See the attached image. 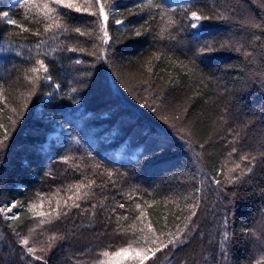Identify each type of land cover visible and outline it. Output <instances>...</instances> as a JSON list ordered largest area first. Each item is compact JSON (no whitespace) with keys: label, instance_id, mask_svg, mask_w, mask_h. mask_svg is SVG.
I'll return each mask as SVG.
<instances>
[{"label":"trees","instance_id":"16d2710c","mask_svg":"<svg viewBox=\"0 0 264 264\" xmlns=\"http://www.w3.org/2000/svg\"><path fill=\"white\" fill-rule=\"evenodd\" d=\"M137 2L116 0L118 11L123 14L117 18L127 17V20L125 25H115L110 18L109 32L116 43L109 47L108 63L87 52H68V47L91 51L95 42L74 32L59 36L57 41L49 40L41 49L47 51L63 41L54 57H41L49 65L53 82L41 81L7 147L0 153V206L19 200L26 208L28 203L38 201L37 193L47 194V200L57 188L61 189V196H67V185L85 176L96 180L95 195L82 202V208H88V212L73 209L68 217L39 228H36L38 218L23 210L15 222L0 214V264H25L21 260L23 249L18 243L19 237L12 227L20 235H27L30 228H35L30 244L35 241L38 249L46 247L48 235L56 233L65 237L45 254L48 264H94L100 250L111 246L109 250L114 251L127 243V237L115 231L116 214L130 217L128 222H120L127 226L138 214L134 204L140 203L153 228L161 235L168 229L175 231L177 223L183 227V217L188 214L186 204L193 202L195 195L201 198V208L193 218V223L199 225L196 232L183 246H169L146 264H221L220 241L225 231L230 233L231 240L227 264H256L264 254L260 245L262 234L256 231L264 219V160L258 155V150L264 151V83H261L264 52L260 41L250 43L253 34L264 36V32L241 28L239 23L246 16L264 18L261 7L264 0H199L191 10L213 14L217 9H235L237 17L236 22H203L204 35L200 41L189 35L190 27H185L175 41L160 39L159 17L146 25L150 31L135 37L132 30L148 19L146 13L134 15L127 11L139 12L133 7ZM184 2L167 0L173 6ZM4 11L10 12L25 27L33 30L37 27L23 19L19 4H13L12 0H0V12ZM73 15L80 17V14ZM176 15L181 17L179 9ZM65 19L73 26H81L89 18ZM39 27L43 32V25ZM20 32L18 26L0 20V37H3L0 39V82L6 89V101H0V107L5 108L0 122L5 125L10 123L8 117L12 115L8 105L18 108L20 94L28 90L23 71L33 62L28 59L35 55L33 46L47 38L26 32L10 35ZM228 33L238 39L243 37L242 42L253 55L244 57L242 53L219 50L196 59L195 66L189 62L199 43L212 41L216 46ZM154 54H159L160 60ZM78 59L83 63H75ZM149 65L153 69L151 73L147 71ZM190 67H195V75H189ZM56 83L60 84L59 89L55 88ZM73 87L77 88L76 93L71 92ZM49 92L53 93L51 97L47 95ZM254 99L261 105L254 111H245ZM145 101L158 106L157 114L145 107ZM159 116H168L169 122ZM56 129L60 132L59 138L52 136ZM114 131L115 138L110 136ZM125 140L141 147L135 159L114 155ZM161 141L165 144L164 151L151 154ZM233 146L239 151L229 159ZM144 150L150 155H142ZM242 152L257 155L256 166L242 178V183H225L223 188L206 183L202 193L196 192L203 172L217 175L216 170L223 164L224 170L217 176L223 182L227 168L233 161H239ZM64 155L73 159L65 163L61 160ZM94 163H100L101 167L94 169ZM105 169L127 175L113 177L116 181L113 185ZM132 185L139 186L143 199L138 195L129 201L123 195ZM102 201L104 208L99 206ZM118 203H124L125 208L120 209ZM92 204L98 205L94 217ZM112 208L116 213H111ZM176 216L181 220L177 221ZM225 217L229 220L227 226L223 223Z\"/></svg>","mask_w":264,"mask_h":264},{"label":"snow or ice","instance_id":"6c2138e0","mask_svg":"<svg viewBox=\"0 0 264 264\" xmlns=\"http://www.w3.org/2000/svg\"><path fill=\"white\" fill-rule=\"evenodd\" d=\"M199 0H185L184 3L176 4L175 6L169 5L167 0H138L134 4V8L139 9V12H133L132 9H127L130 14L139 15L141 13H146L148 19L144 21L139 27L134 28L133 34L135 37L142 36L145 32L150 31V28L146 27L149 21L155 20L159 17L162 23L160 31L157 33L160 39H168L175 41L177 40L180 33L185 31V27H190L192 31L189 33L194 40L200 41L201 37L204 35L205 21H224V22H236L237 17L234 15L235 9L230 11H224L217 9L213 14H207L201 10H191L193 5L197 4ZM15 3L19 4L22 10V16L25 21H31L37 25L35 30L29 27H25L23 23H20L17 19L13 18L10 12L4 11L0 12V20L6 22L7 25L18 26L21 29L20 33H10V35H19L22 33H31L36 37L46 36V39H40L33 47L35 48V55L29 56L28 59L32 60L30 67H27L23 71L24 80L28 84V90L21 93V103L19 107H13L8 105V111L11 112V116L8 117L9 124L0 122V153L4 151L7 147V142L11 139L12 134L15 132L19 121L22 119L23 113L28 107V101L31 97L35 96L40 88L41 81L53 82V76L50 74L49 65L45 62V59L41 58L44 56H55L58 48H61L63 41L60 42L56 47H49L47 51H41L49 40L57 41L59 36L67 34L69 32H74L82 37H88L93 39L95 42L92 43L91 51L84 47H68V52H87L89 56L95 57L96 59L108 63L110 60L109 47L111 44L116 43V39L110 35L109 32V22L115 25H125L127 17L117 18L123 16V14L118 11V6L116 0H15ZM264 8V4H261ZM180 10L181 17L177 18V10ZM187 13V15H184ZM73 14H80V17L87 16L89 19L87 22L81 26H73L65 17L69 20L79 19ZM241 28L247 27L253 30H260L264 32V18L257 19L255 16H246L242 21H239ZM43 25V32H41L39 25ZM175 30V34H173ZM167 33V35H166ZM3 37H0L2 39ZM243 37L238 39L236 36L228 33L219 42L218 45L213 46L212 41H204L199 43L198 46L193 51V56L190 59V63L195 66L196 59L204 56L207 53H212L219 50H227L235 53H242L244 57L252 56L253 54L247 51L245 43L242 42ZM256 41L261 42L262 52H264V36L260 34H253V38L250 41L251 44H255ZM31 51V49H30ZM156 60H160L159 54H154ZM170 59V58H169ZM75 63H83L82 60H76ZM182 67H187L186 64H182ZM152 67L149 65L147 71L152 72ZM189 75H195V67H190L187 69ZM171 83V81H169ZM147 83V82H145ZM264 83V80L261 81ZM55 88L59 89L60 84L56 83ZM5 85L0 82V101H6L5 97ZM131 91V90H130ZM72 93L77 92V88H71ZM48 96H52L53 93H47ZM71 99V96H68ZM156 97L154 96V99ZM75 102V101H74ZM145 107H149L150 111L157 114L158 106L149 105L147 101L144 102ZM187 112V108L184 109ZM5 108L0 107V120L3 118ZM178 118V117H177ZM159 119L169 122L168 116H159ZM252 123L251 121L248 122ZM176 127V125H172ZM247 127V124L245 125ZM184 139V137H181ZM236 139L239 140V134H237ZM77 143L79 141L77 140ZM190 143V142H189ZM229 143H232L230 141ZM203 148V145L200 146ZM165 149L164 142H159L151 154L162 153ZM238 148L233 146L231 151L228 153L229 159H232L233 154L238 153ZM142 155L149 156L150 153L147 150L142 152ZM258 155L261 160H264V151L258 150ZM88 156L95 161V157L88 153ZM73 157L64 155L61 160L65 163L69 162ZM83 159V157H81ZM247 161V165L242 167V164ZM257 163V155L251 152H242L239 155V161H233L232 166L227 168V173L224 175V180L218 179L217 176L223 172L224 165L221 164L218 168L217 175H211L207 172H203L200 186L197 187L196 192L202 193L204 184H215L219 188H223L224 184H239L242 183V178L253 171V168ZM75 167V166H74ZM101 167L100 163H94L93 168ZM239 170V171H238ZM238 172V174H236ZM105 174L109 180L116 184V181L112 178L117 175H127L126 173H118V170L105 169ZM87 180V183H85ZM96 185L95 179H88L87 176L84 179L68 184L66 191L67 196H61V189L57 188L55 193L52 194V198L45 197V193H37L38 201L30 202L27 204L26 208L23 202L19 200H14L9 202V204H3L0 206V214L9 221H17L21 217V210H23L27 215L33 218H38V223L36 228L42 227L43 225H49L55 221H59L65 217H68L73 209L79 212H88V208H82V202H87L91 200L92 196L95 195L93 191V186ZM147 191V190H144ZM141 189L138 185H132L127 191L123 193L129 201L135 200ZM235 195V193H232ZM54 199V205H53ZM107 199V197H105ZM139 199H143L142 195H139ZM188 197H185L187 200ZM2 203V202H0ZM145 204L148 201L144 202ZM47 204V208L45 205ZM104 208L103 201L99 205ZM98 207L97 204H92L91 209L92 216H95V209ZM120 209L125 208L124 203H118ZM135 210L138 214L131 218V222L127 226L122 225L120 222H128L130 217L128 215L116 214V228L115 231L121 236L127 237V243L124 246L117 247L114 251L109 250L111 246L100 250L97 253V259L94 264H146V261L156 257V254L161 252L163 249L177 248L183 246L191 238L199 227L193 223V218L197 216L198 211L201 208V198L200 195H195L193 202L186 204L188 214L183 217V227L179 223L175 225V231L168 229L166 232H162L161 235L157 234V231L152 226V221L148 219V215L145 208L140 203L134 204ZM13 209H18L13 212ZM105 211L108 209L105 208ZM11 213V215H9ZM111 213H116V209L112 208ZM108 220L111 219L110 216L107 217ZM177 221L181 220L180 216H176ZM224 225L227 226L229 220L227 217L224 218ZM191 226V227H190ZM9 227H12L10 224ZM165 228L168 227L167 223L164 225ZM13 232L19 237L18 243L22 246L23 255L21 260L25 261V264H36V262H43V264H48L45 260V254L50 252L54 248L59 240H63L65 237L56 233L48 235L45 241L46 247L36 246L35 241L30 244V238L35 232V228H30L27 235H20L16 231L15 227H12ZM256 231L262 234L260 240L261 252L264 253V219H261L258 223ZM203 236V233H201ZM231 243L230 233L225 231L223 233V239L220 241V249L222 253L221 264H227L229 259L227 253L229 252L228 245ZM39 251V255L37 252ZM29 257L30 259H25ZM251 264V262H249ZM256 264H264V254L261 255L260 259L256 260Z\"/></svg>","mask_w":264,"mask_h":264},{"label":"rangeland","instance_id":"374dc122","mask_svg":"<svg viewBox=\"0 0 264 264\" xmlns=\"http://www.w3.org/2000/svg\"><path fill=\"white\" fill-rule=\"evenodd\" d=\"M178 1V0H175ZM255 101L250 102L249 106L247 108H245V111H254L258 105V102L256 101V99H254ZM115 132H112L110 136H112L113 138H115ZM59 130L56 129L53 133L52 136L54 138H59ZM135 142L131 141V140H125L124 143L119 147V149L115 152L116 156L118 157H122V158H136L138 152L141 150V147L139 146H135L134 145Z\"/></svg>","mask_w":264,"mask_h":264}]
</instances>
